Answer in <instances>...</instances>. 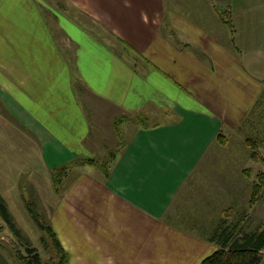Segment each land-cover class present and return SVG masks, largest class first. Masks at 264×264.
I'll use <instances>...</instances> for the list:
<instances>
[{
	"label": "crops",
	"instance_id": "1",
	"mask_svg": "<svg viewBox=\"0 0 264 264\" xmlns=\"http://www.w3.org/2000/svg\"><path fill=\"white\" fill-rule=\"evenodd\" d=\"M216 1L0 0V197L14 216L27 177L65 264H200L217 249L172 211L264 93V0ZM104 152L106 166L85 160Z\"/></svg>",
	"mask_w": 264,
	"mask_h": 264
},
{
	"label": "rangeland",
	"instance_id": "2",
	"mask_svg": "<svg viewBox=\"0 0 264 264\" xmlns=\"http://www.w3.org/2000/svg\"><path fill=\"white\" fill-rule=\"evenodd\" d=\"M212 5L223 9L225 5H230V1H216L212 2ZM220 18L224 19L225 14H220ZM243 101V106L247 108L250 101L249 92H243ZM125 118H127L124 120L126 125L139 122L137 114H131ZM148 120L158 123L167 119L161 120L152 114ZM121 123L116 121V126L118 127ZM103 155L105 156L97 160L93 158L85 160L106 166L109 159L107 160L106 152ZM59 171L60 169H57L50 173V180L56 194L61 184L57 182L58 174L61 172ZM33 176L38 177L39 174H33ZM66 176H63L62 181ZM255 184H259L261 189L256 202L253 201ZM19 188L18 202L14 204L15 206L10 205L15 216L14 219L11 215L17 233L0 219V245L3 246V254L11 264H27L22 258L28 256L26 249L31 247L40 254L41 264H59L57 251L51 239L39 230L29 213L28 206H32L40 220L45 222L46 211L40 194L29 186L26 176H21ZM40 192L43 194L42 191ZM5 195L8 200L15 199L10 198L8 194ZM227 212L231 216L229 220H240L241 225L248 232L264 225V93L243 126L235 131L224 133V142L215 144L207 155L203 169L194 173L172 211L178 214L179 219L174 217L178 225L207 239H209V233L218 226L220 220L224 219ZM24 213L33 222L34 230L27 227L28 222ZM15 220L24 227V234Z\"/></svg>",
	"mask_w": 264,
	"mask_h": 264
},
{
	"label": "trees",
	"instance_id": "3",
	"mask_svg": "<svg viewBox=\"0 0 264 264\" xmlns=\"http://www.w3.org/2000/svg\"><path fill=\"white\" fill-rule=\"evenodd\" d=\"M221 20L233 34L234 30L231 23L225 19ZM117 122H123V120L119 119ZM142 123H145L144 119H142ZM216 141L223 143L224 135L219 134ZM60 171L58 174L59 178L57 179L58 183H61L63 176H66L68 167H64L60 169ZM57 192L59 193V187L57 188ZM260 192L261 189L259 184H255L253 188L254 202H256V197H258L257 195H259ZM28 209L39 230L45 233L55 246L59 264H65L66 253L61 247L52 227L40 220L38 213L32 206H28ZM230 218L231 216L227 212V215H224V219L220 220L218 226L210 233L209 241L215 244L217 249L200 264H261L264 255V225L248 232L243 228L240 220H229ZM0 219L4 220L10 229L17 233L12 216L1 197ZM43 240L45 241V239ZM26 251L28 256L22 258L25 263L41 264L40 254L35 248L27 247Z\"/></svg>",
	"mask_w": 264,
	"mask_h": 264
}]
</instances>
